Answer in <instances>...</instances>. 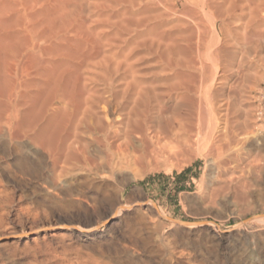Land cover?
Listing matches in <instances>:
<instances>
[{"label": "bare ground", "instance_id": "1", "mask_svg": "<svg viewBox=\"0 0 264 264\" xmlns=\"http://www.w3.org/2000/svg\"><path fill=\"white\" fill-rule=\"evenodd\" d=\"M263 61L264 0H0V143L40 150L57 186L199 157L204 199L245 200Z\"/></svg>", "mask_w": 264, "mask_h": 264}, {"label": "rangeland", "instance_id": "2", "mask_svg": "<svg viewBox=\"0 0 264 264\" xmlns=\"http://www.w3.org/2000/svg\"><path fill=\"white\" fill-rule=\"evenodd\" d=\"M2 140L0 264H264V192L230 193L214 205L197 186L202 158L144 161L60 186L40 150Z\"/></svg>", "mask_w": 264, "mask_h": 264}]
</instances>
